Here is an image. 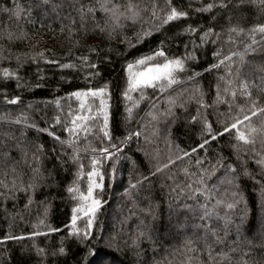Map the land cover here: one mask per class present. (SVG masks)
I'll return each instance as SVG.
<instances>
[{"label": "trees", "instance_id": "16d2710c", "mask_svg": "<svg viewBox=\"0 0 264 264\" xmlns=\"http://www.w3.org/2000/svg\"><path fill=\"white\" fill-rule=\"evenodd\" d=\"M114 2L126 4L127 0ZM132 2L141 10L142 19L136 24L125 21L119 31L120 36L132 40L135 47L122 42L121 38L109 40L97 35L90 19L86 32L69 36V29L80 25L81 5L97 4V0H0V142H19L27 153L26 163L18 152L12 153L21 161L15 172L0 163V181L9 188L14 178L18 183L20 180L26 183L32 175L31 169L37 166L46 178L34 192L17 191L15 199L11 195L7 198L0 195V238L23 236L20 240L0 241V264H98L100 260L107 264H185L189 257L191 264H227L216 255L219 251L228 253L230 264H238L250 250L249 264L260 258L264 236L259 231L258 203L264 181H257L264 176V166L255 162L264 158L260 138L255 145L259 155L251 152V146L240 147L242 142L235 140V130L211 140L203 148L198 145L207 138L203 132L205 119L211 123L213 133L220 131L224 122L237 118L242 121L238 127L246 133L248 124L257 128L264 125V115L243 119L248 112V101L238 88L241 79L249 82L253 98L259 96L264 102V92L260 91L264 83V39L261 34H255L258 44L253 46L254 51L245 55L243 63L239 57H233L235 64L231 66V75L228 61L209 70L218 59L229 52L242 51L244 45L251 42L249 30L264 23V6L252 7L248 12L234 8L236 0H231L228 9L220 8L219 0H172L171 6L188 11L189 16L170 25H161L159 31H153L152 36L137 44L136 33L160 23L150 15L153 3L157 5L158 16L162 15V8L167 10V6L165 0ZM210 2L217 5L211 12L198 11ZM17 7L19 16L4 11L11 9L14 13ZM95 15L99 19L103 14L97 11ZM228 16H231V23L226 20ZM189 26L197 28V33L185 32ZM230 26L244 28L245 32L229 33ZM207 27H213L219 38L211 36L208 42L201 44L200 30ZM9 32L13 34L12 39H8ZM213 39H217L215 44L211 43ZM161 40H164L163 47L169 57L194 51L198 59L187 61L189 71L180 74V83L172 85L171 89L164 93L147 89V98L133 109L132 118L126 120L125 101L119 95L126 75V62L150 54L160 46ZM97 46L99 52L91 51ZM213 52H219L220 57L213 56ZM99 53H107L110 62L98 69L87 67L86 63L99 64ZM82 56H87L88 61H82ZM69 63L74 67H59V64ZM238 68L239 77L236 75ZM4 69L17 75L5 77ZM95 71L100 75L89 77L88 74ZM193 72L199 75L188 80ZM229 79L233 80L232 85L227 84ZM105 82H109L112 90V140L109 142L99 130L102 121H96L86 135L81 132L77 137L65 131L80 111L79 101L70 93L76 89L100 87ZM217 86L220 96L229 100L230 105L214 103ZM225 88L229 89L228 93ZM233 88L237 90L234 100L230 96ZM201 94L203 104L198 102ZM132 95L138 98L137 93ZM13 96H19L20 101L9 103ZM169 96L176 101L172 115L152 120L148 112H164ZM152 97L155 100L148 99ZM156 101V108L152 109V103ZM192 116H197V120L193 121ZM56 117L60 118V123H56ZM18 119L20 123L16 122ZM31 124L36 127H30ZM138 130L141 132L139 137L133 135L125 140ZM52 132L61 140L72 143L61 145L49 134ZM111 144L121 150L117 152ZM234 144L240 147L239 156L243 157L252 175H245L233 184L222 183V179L230 178L232 174L226 176V168L220 165L239 164L237 150L232 147ZM38 145L43 148L39 149ZM105 147L113 153L108 159L99 152ZM184 152L189 155L183 156ZM33 153L39 157L38 161ZM73 156L77 158L73 159ZM177 156L182 158L177 159ZM93 157L101 161L98 170L103 173L104 185L103 191L96 189L94 195L98 194L103 203L93 218L91 229L87 228L89 217L77 212L76 227L81 230V235H69L72 209L85 203L79 193L87 192V172L92 169ZM169 159L174 163L168 164ZM197 160L202 163L197 165ZM161 165L168 166L149 176V170L155 172ZM214 165L217 170L209 180L207 173ZM201 169L205 170L203 175L210 191L207 195L203 192L194 195L193 190L201 186L197 183ZM237 170L240 171L239 167ZM146 176L148 179H142ZM133 184L134 188L131 187ZM189 184L191 188L187 187ZM70 186L78 191L69 193ZM7 192L8 188L0 184V193ZM234 192L238 195L234 196ZM217 200L221 203L216 204ZM228 204H234V207L228 208ZM200 205H206L211 218L201 219L204 209ZM245 216L247 219L239 234L233 225L228 228V235H224L221 229L226 221H237ZM250 225H255V232H249ZM49 227L58 231L50 232ZM85 230L90 235L81 241ZM32 232L40 235L32 237L29 235ZM217 236L223 244L214 243ZM188 241L193 243L190 245ZM61 242L70 252L66 258L62 256L57 260L36 251L42 248L51 253L61 246ZM209 245L212 246V261L207 259ZM190 247L196 251L189 252ZM93 249L98 252L95 260Z\"/></svg>", "mask_w": 264, "mask_h": 264}, {"label": "snow or ice", "instance_id": "6c2138e0", "mask_svg": "<svg viewBox=\"0 0 264 264\" xmlns=\"http://www.w3.org/2000/svg\"><path fill=\"white\" fill-rule=\"evenodd\" d=\"M172 0H165V5L167 6V10L161 9L162 15H157V5L153 3L152 5V11L150 13L153 20H159L160 23L156 24L154 28L150 29H142L140 32L136 33L135 35V42L137 44L142 43L146 38L152 36L153 31H159L161 25H170L171 22L180 20L181 18H187L189 16V12L186 10L178 9L177 7L171 6ZM231 0H219L218 6L222 9H228L230 7ZM98 4V8H97ZM97 4H92L90 6L81 5L79 12L81 17V22L78 28H70L69 29V36H73V34L79 35L81 31H87L86 24L87 21L90 19L93 26L94 31L99 36H106L109 40L115 39V38H121L122 42L128 44L129 46L135 47V44H133L132 40L128 39L127 37H121L120 31L124 27L125 21H131L133 24H136L140 19H142L140 15V9L137 5H135L132 0H127L126 4H120L117 2H114V0H97ZM217 5L210 2L207 3L202 9H198V11H205V12H211L214 7ZM264 6V0H236L235 5H233L234 8L240 10V11H248L251 12L252 7H260ZM4 11L9 12L10 14H14L16 16L20 15L19 8H16V11L13 13L11 9H5ZM99 11L103 15L97 19L96 18V12ZM226 20L231 23V16L226 17ZM72 24L75 25L76 21H72ZM63 31V29H61ZM185 32L190 33H197L198 29L192 26H189L184 29ZM229 33H244L245 29L240 28L237 26H230L228 28ZM261 34L262 39H264V23H260L255 25L254 28L249 30V35L252 37L251 42L244 45V49L242 51H236V52H229L228 55H224L222 59H218V62L215 64H212L209 66V70L212 68L219 67L220 64H224L225 61H228L229 64L227 65L228 73L231 75L232 71V65L235 64V61L233 60V57H239L241 63L244 62L245 55L250 52L254 51V47L258 44V41L255 39L256 33ZM211 36H215L217 39L219 38V33L215 31L213 27H207L206 29L200 30L199 40L200 43H206L208 42V38ZM13 34L11 32L8 33V39H12ZM16 38H22V37H16ZM217 39L211 40V43L215 44L217 42ZM228 40L231 41L232 37L229 35ZM234 42V41H233ZM103 43V41H101ZM160 46L157 47L156 50L152 51L150 54L147 55H141L137 56L131 60H128L126 62L125 66V78H124V84L121 86L120 90V97L123 98L125 101V108L124 111L127 114L125 119L130 120L133 115V109L139 107V104L142 100H145L147 97L145 96V91L149 88L153 89L154 91H159L161 93H164L168 89H171L172 85H176L180 83V74L189 71L187 66V61L189 60H197L198 57L194 54V51L186 52V54L182 56H172L169 57L163 47L164 40H161ZM91 51L93 52H99V46L92 48ZM213 56L220 57L219 52H213ZM80 59L84 62L88 61L87 56H82ZM106 62L109 61V57L107 53H99V64L97 63H90L87 64V67H90L92 69H98L100 65H103ZM50 63H58L56 61H50ZM59 67L61 68H67V67H74L72 64H59ZM3 75L5 77H15L17 74L15 72H10L8 69L3 70ZM89 77H94L100 75L99 71L90 72ZM199 75V73L193 72L191 76L188 77V80H193L195 76ZM237 77H239V68L237 69L236 73ZM223 79V77H222ZM228 85L233 84V80L229 79L227 80ZM19 86V85H18ZM39 86V85H37ZM239 90L241 91V94L247 98L248 101V112L244 115V120H250L251 117H254L258 114L264 115V102H261L260 97L257 96L253 98L252 91L250 90L249 82L241 79L238 85ZM260 91L264 92V83L261 84ZM225 92L228 93L229 89L225 88ZM132 93H137L138 98H134ZM70 95L72 97H75L77 101H79V109L80 111L77 112L72 120L70 121V127H66L65 131L69 132L73 136H79L81 132H83L85 135L89 133L92 127L95 126L96 121H102V124L100 126V131L103 134V137L106 138L109 142L112 140V127L111 121L113 116L112 111V90L110 88L109 82H105L100 87H87L84 89H76L75 91L71 92ZM237 90L233 88L230 92V96L233 98L236 97ZM5 99H8L5 97ZM155 100V97L148 98ZM20 101L19 96H13L8 102L11 104H16ZM168 108L164 112H156V111H149L148 115L151 117L152 120H157L158 116H170L172 115V107L175 106V99L172 96L168 97ZM199 103L203 104L202 100V94H201V100L198 101ZM226 103L230 105V101L223 99L220 96L219 93V86H217V94H216V100L214 103ZM58 103V102H57ZM129 103L131 106H129ZM158 101L152 103V109L156 108ZM95 106V107H93ZM243 110V109H241ZM71 111V110H70ZM191 119L193 121L197 120V116H192ZM56 123H60V118H55ZM17 123H20L21 121L18 119L16 121ZM242 121L237 118L234 121L224 122L222 125V128L220 131H216L213 133L212 125L209 123L206 119L204 120V129L203 132L206 134L205 139H203V142L198 145V147L203 148L204 145H207L211 140H215L217 137L223 136L225 133H231L232 130H235V140L238 142H242V145L240 147H247L251 146V152L255 155H259L257 153L255 145L257 143V138H260L261 146L264 147V125L261 127H253L251 124H248L246 126L247 133L245 131H242L238 125H240ZM30 127L35 128V124L29 125ZM42 131H48L47 129H42ZM54 137V139L58 142H60L61 145L63 144H71V140L63 141L60 139L59 136H56L54 132L49 133ZM7 135V134H5ZM137 136L139 137L141 135V132L138 130L134 133H131L129 136L125 137V140L131 139V136ZM14 139V138H13ZM113 149H115L117 152L121 149L117 147L116 144L110 145ZM234 149L237 150L238 154V160L239 164L238 166L235 163H230L227 165L221 164L220 167L226 168L225 175L227 176L228 173H231V177L227 179H222V183H228L233 184L235 181L241 180L243 176H251L252 174L248 171V167L246 165V162L243 160V157L239 156L240 147L238 145L232 146ZM39 149L43 148V145H38ZM55 150V149H53ZM16 151L19 153L21 159L24 160L26 163V157L27 153L24 152L21 148V145L19 142L17 143H6V142H0V153H2V156H0V163H2L4 166L11 168L13 172L16 171V167L21 162L16 157L12 155V153ZM74 151H76L74 149ZM95 151V150H94ZM193 152L196 151V149H192ZM99 152L104 156V159H108L113 156V153L108 150V148H101L99 149ZM189 153L184 152L183 156H188ZM33 157L38 161L39 157L33 153ZM76 156H73V159H76ZM182 157L177 156V159H181ZM254 158V157H253ZM256 164L264 166V158L257 159ZM101 161L95 157L91 160L92 169L91 171L87 172V178H88V186H87V192L86 194L84 192L79 193V197L82 201L85 203L83 205H78L77 208L72 209V217H71V224L72 228L69 232V235H81V230L76 227V221L78 219L77 212L83 213L85 216L89 217L87 220V228L91 229L93 225V218L95 217V214L97 211L101 208L103 201L99 198V195H94V190L100 189L103 191L104 185H103V173L98 170V166L100 165ZM174 161L169 159L168 164H173ZM202 163L201 160H197L196 164L200 165ZM168 165H161L156 167L155 172L149 170V176H154L156 173L162 172L164 168H166ZM81 169L83 168V165H80ZM237 167H239L240 171L237 170ZM217 168L214 165L212 167L211 172L207 173V179H211L212 176L215 174ZM32 175L29 177L28 182H24L23 180H20L19 183L17 182V179H13L11 182V187L9 188L8 184H5L3 181H0V184H3L5 188H8L7 193H0V195L5 196V198L8 197V195H11L12 199H15V192L17 191H23V192H34L37 187H41L43 185V181L46 179L43 174L40 171V168L34 167L31 169ZM115 164H113L112 172L113 175L115 174ZM185 173L187 174V169H184ZM205 170L201 169V176L200 179L197 181V183L201 186L196 187L193 190V194H199L201 192L205 193L206 195L209 193V189L207 187V184L205 182V177L203 175ZM7 174V173H6ZM78 175H81V173H78ZM195 175V174H192ZM98 178V179H97ZM255 179V177H252ZM142 179L146 180L148 177H143ZM169 179H172V177H169ZM264 181V176L261 177L260 181H257V183H261ZM140 181H137L139 183ZM131 187H135V184L131 185ZM187 187L191 188L192 185L189 184ZM236 187L239 188V184H236ZM212 188H215V185L212 186ZM67 191L69 193H73L78 191L75 187H68ZM234 196L238 195V192L233 193ZM29 203L32 202V197L29 195L28 197ZM241 199H243L241 197ZM221 203V201L217 200L216 204ZM201 208L204 209V215L201 217V219L205 218H211V213L206 207V205H200ZM228 208L234 207V204H228ZM258 209L260 213V228L259 231L262 236H264V187L260 190V200L258 203ZM247 217H242L237 221H226L225 226L223 229H221L224 232V235H228V228L232 227L233 225L236 228V232L239 234L240 229L244 227ZM41 224H43V221H40ZM207 227V226H206ZM50 232H56L58 229L49 227L48 229ZM249 232H255L256 227L255 225L249 226ZM32 237H35L37 235H40L38 232H32L29 234ZM90 235V232L85 230L83 232V235L81 236V241L86 239ZM23 239V236H12V235H5L4 237L0 238V241L4 240H20ZM192 241H188V244H192ZM215 244H223L224 241L220 239L219 236L216 237ZM209 251L207 255L208 261H212L214 259L212 255V246H208ZM261 255L259 259H254L252 261V264H264V243L261 244ZM36 251L41 256H52L53 258L59 260L62 256L67 257L70 255V252L66 250V248L63 246V242H61V246L57 249L53 250L51 253H48L45 249L37 248ZM189 252H194L196 249L194 247L188 248ZM251 254V250L249 253H245L244 257H242L238 264H249L248 256ZM217 256H220L223 260L227 262V264H230L231 258L229 257L227 252L219 251L216 253ZM92 256L95 260V258L98 256L97 250L93 249ZM192 258H187V261L185 264H191ZM98 264H107L106 261L100 260L98 261Z\"/></svg>", "mask_w": 264, "mask_h": 264}, {"label": "rangeland", "instance_id": "374dc122", "mask_svg": "<svg viewBox=\"0 0 264 264\" xmlns=\"http://www.w3.org/2000/svg\"><path fill=\"white\" fill-rule=\"evenodd\" d=\"M43 45H44V43H43Z\"/></svg>", "mask_w": 264, "mask_h": 264}]
</instances>
